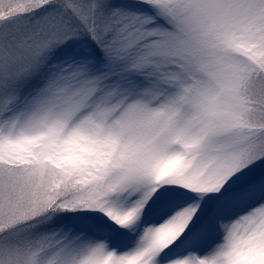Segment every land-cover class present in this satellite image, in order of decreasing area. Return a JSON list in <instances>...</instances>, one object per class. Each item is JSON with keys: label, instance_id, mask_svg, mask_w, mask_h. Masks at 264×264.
<instances>
[{"label": "snow or ice", "instance_id": "snow-or-ice-1", "mask_svg": "<svg viewBox=\"0 0 264 264\" xmlns=\"http://www.w3.org/2000/svg\"><path fill=\"white\" fill-rule=\"evenodd\" d=\"M0 264H264V0H0Z\"/></svg>", "mask_w": 264, "mask_h": 264}]
</instances>
